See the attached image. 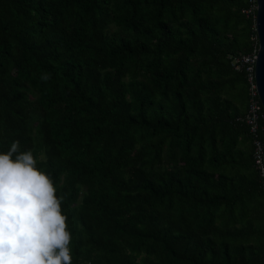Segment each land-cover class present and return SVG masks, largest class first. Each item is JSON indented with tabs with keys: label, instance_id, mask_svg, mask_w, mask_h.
Listing matches in <instances>:
<instances>
[{
	"label": "trees",
	"instance_id": "1",
	"mask_svg": "<svg viewBox=\"0 0 264 264\" xmlns=\"http://www.w3.org/2000/svg\"><path fill=\"white\" fill-rule=\"evenodd\" d=\"M251 1L0 0V152L53 179L72 264H264Z\"/></svg>",
	"mask_w": 264,
	"mask_h": 264
},
{
	"label": "clouds",
	"instance_id": "2",
	"mask_svg": "<svg viewBox=\"0 0 264 264\" xmlns=\"http://www.w3.org/2000/svg\"><path fill=\"white\" fill-rule=\"evenodd\" d=\"M63 199L19 140L0 152V264H72Z\"/></svg>",
	"mask_w": 264,
	"mask_h": 264
},
{
	"label": "built area",
	"instance_id": "3",
	"mask_svg": "<svg viewBox=\"0 0 264 264\" xmlns=\"http://www.w3.org/2000/svg\"><path fill=\"white\" fill-rule=\"evenodd\" d=\"M248 11L245 14L254 15L256 20V0L250 2ZM256 32V26L254 28ZM254 43L253 49L246 55L234 57L231 65L234 71L244 72L248 85V104L243 118L239 119L245 123L249 129L252 139L254 163L264 182V109L259 98L256 79L255 66L258 58L259 44L257 34L251 38Z\"/></svg>",
	"mask_w": 264,
	"mask_h": 264
},
{
	"label": "water",
	"instance_id": "4",
	"mask_svg": "<svg viewBox=\"0 0 264 264\" xmlns=\"http://www.w3.org/2000/svg\"><path fill=\"white\" fill-rule=\"evenodd\" d=\"M257 10H256V20H255V26H256V34L258 37V44H259V51H258V58L256 61L255 66V79H256V85H257V63L261 56L262 50H264V40H262V29H264V19L261 17V0H256ZM258 94L260 101L262 103L263 109H264V97L261 96V93L257 87Z\"/></svg>",
	"mask_w": 264,
	"mask_h": 264
},
{
	"label": "snow or ice",
	"instance_id": "5",
	"mask_svg": "<svg viewBox=\"0 0 264 264\" xmlns=\"http://www.w3.org/2000/svg\"><path fill=\"white\" fill-rule=\"evenodd\" d=\"M261 17L264 19V0H261ZM262 40H264V29H262ZM257 87L264 97V50H262L261 56L257 63Z\"/></svg>",
	"mask_w": 264,
	"mask_h": 264
}]
</instances>
